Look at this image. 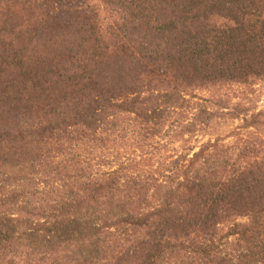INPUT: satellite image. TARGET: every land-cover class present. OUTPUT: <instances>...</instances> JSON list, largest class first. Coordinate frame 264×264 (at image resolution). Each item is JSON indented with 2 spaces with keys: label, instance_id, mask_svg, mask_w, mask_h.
<instances>
[{
  "label": "trees",
  "instance_id": "trees-1",
  "mask_svg": "<svg viewBox=\"0 0 264 264\" xmlns=\"http://www.w3.org/2000/svg\"><path fill=\"white\" fill-rule=\"evenodd\" d=\"M263 97L264 0H0V264H264Z\"/></svg>",
  "mask_w": 264,
  "mask_h": 264
},
{
  "label": "rangeland",
  "instance_id": "rangeland-1",
  "mask_svg": "<svg viewBox=\"0 0 264 264\" xmlns=\"http://www.w3.org/2000/svg\"><path fill=\"white\" fill-rule=\"evenodd\" d=\"M87 17L92 19V18H96L98 20L107 17L105 13H103V11L101 10V6L98 3H93L91 5L90 10L88 11ZM264 100V97H263Z\"/></svg>",
  "mask_w": 264,
  "mask_h": 264
}]
</instances>
